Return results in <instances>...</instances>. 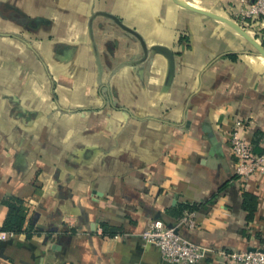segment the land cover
Returning <instances> with one entry per match:
<instances>
[{
    "label": "crops",
    "instance_id": "0c3cea01",
    "mask_svg": "<svg viewBox=\"0 0 264 264\" xmlns=\"http://www.w3.org/2000/svg\"><path fill=\"white\" fill-rule=\"evenodd\" d=\"M183 1L264 47V18L238 14L254 0ZM238 122L263 152L264 56L227 23L174 0H0V227L12 196L33 224L0 240V264H181L141 239L155 219L264 247V173H235Z\"/></svg>",
    "mask_w": 264,
    "mask_h": 264
},
{
    "label": "built area",
    "instance_id": "2783aa9c",
    "mask_svg": "<svg viewBox=\"0 0 264 264\" xmlns=\"http://www.w3.org/2000/svg\"><path fill=\"white\" fill-rule=\"evenodd\" d=\"M238 14L241 21L246 19L259 21L264 18V0L245 2ZM239 126H241L240 122L230 134L235 173L242 179L255 174L261 175L264 173V151L253 152L250 143L240 136ZM177 224L193 227V211H184ZM10 233L0 230V240L5 239ZM140 237L145 244L155 245L164 259L181 264H197L203 261L209 253L220 255L229 264H264V247L226 251L202 246L181 236L174 227L165 225L160 219L148 223L140 232Z\"/></svg>",
    "mask_w": 264,
    "mask_h": 264
},
{
    "label": "trees",
    "instance_id": "16d2710c",
    "mask_svg": "<svg viewBox=\"0 0 264 264\" xmlns=\"http://www.w3.org/2000/svg\"><path fill=\"white\" fill-rule=\"evenodd\" d=\"M4 203L8 207V213L0 227V230H4L11 233L25 232L27 234H30L33 230V224L27 220V216L23 210V200L19 197L12 196L5 199ZM196 207V205H178V219L183 215L184 211L191 212L194 211ZM102 233L103 235L112 236L115 234V231H109L106 226H103Z\"/></svg>",
    "mask_w": 264,
    "mask_h": 264
},
{
    "label": "water",
    "instance_id": "95a60500",
    "mask_svg": "<svg viewBox=\"0 0 264 264\" xmlns=\"http://www.w3.org/2000/svg\"><path fill=\"white\" fill-rule=\"evenodd\" d=\"M174 1H176L178 4H180L181 6L187 8V9L196 11L198 13H202L204 15H208L210 17L216 18V19H218L220 21H223V22L227 23L228 25L233 27L238 33H240L245 39H247V41H249L264 56V47L262 45H260L252 36H250L248 34V32L238 22H236L235 20H233V19H231L229 17L223 16V15H219V14L213 13V12L208 11V10L201 9L199 7L192 6V5L188 4L187 2H185L183 0H174ZM162 49L166 53H168L170 61H171V63H173L172 62L173 58H172L171 52L168 49L164 48V47H162ZM169 227H172V226L169 225ZM190 264H192V263H190Z\"/></svg>",
    "mask_w": 264,
    "mask_h": 264
}]
</instances>
